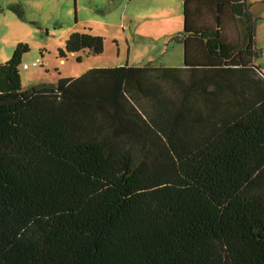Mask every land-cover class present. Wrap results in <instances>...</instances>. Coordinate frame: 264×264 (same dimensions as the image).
I'll use <instances>...</instances> for the list:
<instances>
[{
	"label": "trees",
	"instance_id": "obj_1",
	"mask_svg": "<svg viewBox=\"0 0 264 264\" xmlns=\"http://www.w3.org/2000/svg\"><path fill=\"white\" fill-rule=\"evenodd\" d=\"M182 18V68L22 91L27 45L0 65V264H264L256 20L245 0H182ZM103 47L74 33L58 54Z\"/></svg>",
	"mask_w": 264,
	"mask_h": 264
},
{
	"label": "rangeland",
	"instance_id": "obj_2",
	"mask_svg": "<svg viewBox=\"0 0 264 264\" xmlns=\"http://www.w3.org/2000/svg\"><path fill=\"white\" fill-rule=\"evenodd\" d=\"M245 1L256 20L254 63L264 74V0ZM182 29V0H0V65L17 45H27L19 67L22 91L75 79L91 69L182 68L183 43L172 40ZM74 33L101 37L102 53L60 58L58 52ZM37 60L39 65L31 67Z\"/></svg>",
	"mask_w": 264,
	"mask_h": 264
},
{
	"label": "built area",
	"instance_id": "obj_3",
	"mask_svg": "<svg viewBox=\"0 0 264 264\" xmlns=\"http://www.w3.org/2000/svg\"><path fill=\"white\" fill-rule=\"evenodd\" d=\"M38 65H39V62H38V60H37V61H35L34 63H32L31 67H36V66H38ZM22 69H23V70H28V69H29V66L26 65V64H23V65H22Z\"/></svg>",
	"mask_w": 264,
	"mask_h": 264
},
{
	"label": "crops",
	"instance_id": "obj_4",
	"mask_svg": "<svg viewBox=\"0 0 264 264\" xmlns=\"http://www.w3.org/2000/svg\"><path fill=\"white\" fill-rule=\"evenodd\" d=\"M255 65H257L256 63H254ZM259 66V65H258Z\"/></svg>",
	"mask_w": 264,
	"mask_h": 264
}]
</instances>
